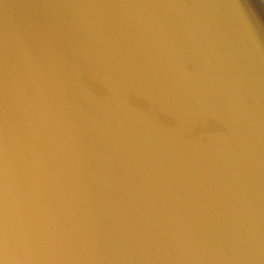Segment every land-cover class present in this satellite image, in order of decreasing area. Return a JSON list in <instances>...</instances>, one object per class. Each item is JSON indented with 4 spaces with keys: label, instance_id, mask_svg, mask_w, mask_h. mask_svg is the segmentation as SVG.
<instances>
[{
    "label": "water",
    "instance_id": "water-1",
    "mask_svg": "<svg viewBox=\"0 0 264 264\" xmlns=\"http://www.w3.org/2000/svg\"><path fill=\"white\" fill-rule=\"evenodd\" d=\"M0 264H264V0H0Z\"/></svg>",
    "mask_w": 264,
    "mask_h": 264
}]
</instances>
